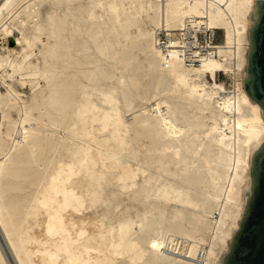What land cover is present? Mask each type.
<instances>
[{
  "label": "bare ground",
  "instance_id": "obj_1",
  "mask_svg": "<svg viewBox=\"0 0 264 264\" xmlns=\"http://www.w3.org/2000/svg\"><path fill=\"white\" fill-rule=\"evenodd\" d=\"M256 1L0 0V78L31 86L0 88V264H223L264 141Z\"/></svg>",
  "mask_w": 264,
  "mask_h": 264
},
{
  "label": "water",
  "instance_id": "obj_2",
  "mask_svg": "<svg viewBox=\"0 0 264 264\" xmlns=\"http://www.w3.org/2000/svg\"><path fill=\"white\" fill-rule=\"evenodd\" d=\"M254 17L244 85L264 114V0L256 1ZM251 179L245 213L223 264H264V141L252 155Z\"/></svg>",
  "mask_w": 264,
  "mask_h": 264
},
{
  "label": "rangeland",
  "instance_id": "obj_3",
  "mask_svg": "<svg viewBox=\"0 0 264 264\" xmlns=\"http://www.w3.org/2000/svg\"><path fill=\"white\" fill-rule=\"evenodd\" d=\"M1 32V31H0ZM21 36L20 30L19 29H15V31H13L12 33H9L8 35H4L0 33V53L2 54H6L7 53V49L9 48H13V49H17L20 50L21 49V44L22 42H18L17 41V37ZM221 36V35H220ZM16 77V78H15ZM13 79L10 77H6V84L3 83L4 81H2V79L0 78V88L2 91H6V89L8 88V83H13L14 86L18 89H20V91H22V93L27 96L29 94H31V86L29 85V83L25 84V85H21V82L19 81L20 76L16 75ZM18 78V80H17ZM231 79L230 74L221 71L218 73V80L220 82L226 83L228 80ZM9 81V82H8ZM17 81V82H16ZM19 81V82H18ZM8 82V83H7ZM44 83V81L42 82V84ZM22 88V89H21ZM24 88V89H23ZM22 94V95H23ZM27 94V95H26ZM0 236H1V232H0Z\"/></svg>",
  "mask_w": 264,
  "mask_h": 264
},
{
  "label": "built area",
  "instance_id": "obj_4",
  "mask_svg": "<svg viewBox=\"0 0 264 264\" xmlns=\"http://www.w3.org/2000/svg\"><path fill=\"white\" fill-rule=\"evenodd\" d=\"M222 32L223 29H220L218 31L209 30L201 35L202 43L207 45L205 48L212 55H216L218 53L217 41L222 39Z\"/></svg>",
  "mask_w": 264,
  "mask_h": 264
}]
</instances>
